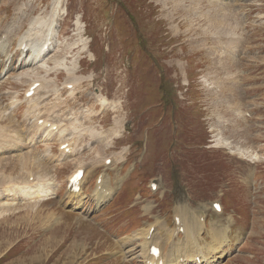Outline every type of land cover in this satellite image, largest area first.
Segmentation results:
<instances>
[{
	"label": "rangeland",
	"instance_id": "374dc122",
	"mask_svg": "<svg viewBox=\"0 0 264 264\" xmlns=\"http://www.w3.org/2000/svg\"><path fill=\"white\" fill-rule=\"evenodd\" d=\"M52 1L0 0V30L16 39L33 17L40 16L37 33L42 36L51 32ZM215 1L62 0L64 13L54 29L60 35L58 39L66 42L61 49L65 59L49 75L42 68L35 72L25 69L28 66L21 64L18 51L10 63L0 51V264H130L132 250L126 254L128 258H114L122 254L116 241L134 232L141 220L151 221L153 214L140 216L139 210L132 208L140 199L143 202L138 207L154 200L156 195L146 185L147 180L155 177L168 192L176 193L175 171L184 165L178 152L183 144H188L183 141L189 128L188 123L181 125L177 117L180 110L197 117L195 129L204 135L197 145H210L204 148L200 163L217 164L199 172L192 170L194 176L185 179L188 197L204 201L222 198L228 209L234 206V213L242 214L237 219L235 216L237 230L231 252L217 264H264V160L255 165L216 145L220 124L234 118L235 113L234 105L224 101L221 90L231 81L228 76L222 78L223 61L227 58L211 57L223 37L240 34V24L243 27L247 21L249 29L256 26L251 42L261 40L257 46L262 54L247 56L244 65L251 57L259 72L242 77L250 93L264 90V6L256 9L257 0H241L233 6L230 3L234 0H221L222 6L214 9ZM171 4L176 14L171 11ZM249 34L244 37L248 39ZM11 44L6 45L8 53H13ZM138 51L146 57L142 61L144 71L149 67L153 70L150 76L143 74V80L137 76V62L142 56L134 58ZM163 56L171 61V66L163 63ZM182 60L185 69L180 71L178 64ZM230 60L234 62L233 58ZM51 65L49 62L44 67ZM71 66L76 67L74 72L68 70ZM67 71L72 72V78ZM39 73L47 79L45 88L50 94L37 109H32L31 103L36 101H31L37 100V93L31 99L26 91L33 78L27 83L22 80ZM168 99H172V106ZM250 104H254L257 113L256 133L243 135L248 138L247 146L259 145L264 152V92L261 97L252 98ZM38 119L44 122L39 123ZM50 121L59 127L52 131L45 125ZM226 126L230 127L228 123ZM63 128L72 134L68 130L62 134ZM57 131L62 135H55ZM147 133L143 169L123 186L115 201L98 207L96 183L110 169L109 165L104 166L106 156L121 153L133 166L134 153L141 151L138 147L146 142ZM64 134L72 137L68 152L61 148L68 142ZM169 151L172 158L167 156ZM120 159L117 162L122 164ZM94 165L98 169L84 178L87 181L80 204L75 201L77 197H70L76 191L68 193L69 177L80 166H88L91 171ZM228 165L237 171L236 175ZM112 168L119 173L122 165ZM245 174L257 180L254 189L242 180ZM112 182L117 185L118 181L112 176ZM22 186L32 191L43 186L47 192L13 201L12 190ZM182 191H178L177 200ZM128 216L135 217L138 223ZM213 219L215 215L211 214L210 220ZM240 220L243 228L238 227ZM102 229L107 234L101 233ZM249 232V241L240 247ZM130 261L138 264L137 259Z\"/></svg>",
	"mask_w": 264,
	"mask_h": 264
},
{
	"label": "bare ground",
	"instance_id": "6f19581e",
	"mask_svg": "<svg viewBox=\"0 0 264 264\" xmlns=\"http://www.w3.org/2000/svg\"><path fill=\"white\" fill-rule=\"evenodd\" d=\"M156 3H159V1H156ZM63 13H64V8L62 7V0H53L52 1V11L50 13V23H51V25H53V30L51 32L44 33L42 36H40L37 33L36 29L39 27V24L42 22V18L40 16H35L30 20L26 31H23L21 34H19V36L17 38V42H18L17 48L20 50L21 55L24 54V51H28V50L30 51V53L25 54L23 56V61L21 62V64L28 66V68L25 67L26 69L34 70V72H35V70H37V68H42L47 72L46 74L49 75V72H51L53 69L57 68L59 61H64L65 57L62 56L61 49L64 50V43H66V42H65V40L60 41L58 39V37L60 35L54 29V27H56L58 25L59 16ZM3 32L4 33L0 34V48L3 47V49H0V51L4 53V56L7 60H10L13 58V53L7 52L8 50L6 49V45H8V47H9V43H11V41H10V38H11L10 35L11 34L6 33V31H3ZM62 33H63V31H62ZM82 41H83V39H82ZM23 45H24V48H23ZM66 45L69 48L71 47L70 43H67ZM47 53H48V55L51 54V56L45 57L44 54H47ZM19 60H20V58H19ZM49 62H51V64H52L51 67H47V66L44 67ZM40 65H41V67H38ZM68 70H72L74 72L76 70V67L71 66L68 68ZM30 72H32V71H30ZM41 75L39 73L37 75V77H34L36 75L31 74L30 78L24 77L25 79L22 80V81H25L27 83L30 81V79L32 77L33 78V80H32L33 85L37 81L42 82L39 85V87L37 88V92H36L37 95L34 98V99H37L36 101L38 102V105L40 104L41 101L46 100V98H47L46 95L49 92V90H46V88H45V82L47 79H45V77H43ZM27 76L29 77V74ZM29 86H30V84H29ZM35 104H36V102H35ZM227 123L228 122H223L220 124L218 143H221V141L223 140L222 137L225 134V132H228L229 136L232 138H237V137L240 138L241 137V133H240L241 127L239 128L235 122H233L231 124V127H227L226 126ZM46 135H47L46 139L49 140L51 137L50 133L47 132ZM65 142H67V141H65ZM229 144L232 147L236 146V143H234L233 141H231ZM239 149H241V148H239ZM242 151L244 153H248L249 155L253 156L254 158H257V159L260 158V160L264 158L262 156V154H258L254 151H251L250 149L246 150L245 148H242ZM84 178H87L86 174H85ZM97 186H98V188H97L98 191H97V193L95 192V194H97V196H98V198L96 200H97V204L99 205L106 198H108L110 196V194L113 191V186H112V183L110 181V177H106V175H104L101 178V183L98 184ZM22 189H24V190H22ZM25 189H27V186H22L17 191H15L13 189L15 192H13V190H12V193H13L12 200L14 201L15 199L17 200V199L24 197V196L36 198V197H40L41 195H44L47 192V189L43 186H39L36 190L33 189V191L31 188L28 190H25ZM76 192H75V195H70V197L71 198L77 197L76 201L81 204V201L84 198V197H82V196H84L83 191L80 190V191H76ZM73 193H74V191H73ZM185 198H186V193L183 190L181 193H179L178 200H177L178 201L177 206H178V208L183 209L182 211L190 209V206L188 203L184 204L183 202H181V200L185 199ZM182 211H179V212H182ZM181 226H182V233L184 234V237H187L193 243L194 252L190 254L185 248H181V251L176 250L175 252L170 253V255H172V257H169V258H173L174 262H172V260H170V259H168L167 262H164L163 253L161 251L160 255L158 253V257H155V255H153V254L152 255L149 254L151 260L146 261L145 264H183L180 262L181 259L188 260V261L192 262L191 264H214L215 261H217L216 263H218V261H220V259L223 258L224 255L228 254L227 250H229V248L231 246V244H230L231 239H230V235H229L230 229L226 225L223 228H219V224H218L217 228L212 229L210 241L204 242L202 244L200 242V239L197 236L196 229H204L205 228V226H206L205 219L197 217L195 223L188 224L185 217H184V223H182L181 219L179 218V226H178L177 230H173L171 232V234H169V239H174V238L179 239L178 246L181 245V243H180V233H181L180 228H181ZM163 229H169L166 223L164 224ZM155 231H156V229H155ZM143 234L146 235V237H145L146 240L140 246V250L138 252V255L146 258L147 257V247L150 244L153 243L158 248H159L160 244H162L161 240L158 237H156V235L152 234L151 230L149 228L148 229L143 228L141 230V232L138 230V232H136V234L125 237V239L123 240V244L131 245L136 239H138L140 237V235H143ZM161 260H162V262H160Z\"/></svg>",
	"mask_w": 264,
	"mask_h": 264
}]
</instances>
